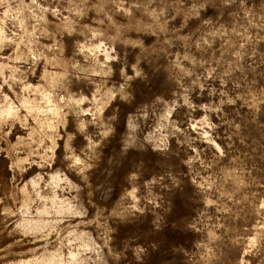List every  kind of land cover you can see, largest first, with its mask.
I'll list each match as a JSON object with an SVG mask.
<instances>
[{"label": "rangeland", "instance_id": "rangeland-1", "mask_svg": "<svg viewBox=\"0 0 264 264\" xmlns=\"http://www.w3.org/2000/svg\"><path fill=\"white\" fill-rule=\"evenodd\" d=\"M0 264H264V0H0Z\"/></svg>", "mask_w": 264, "mask_h": 264}]
</instances>
